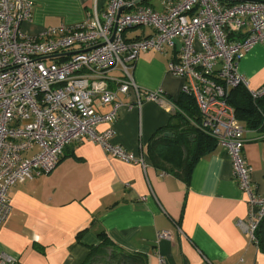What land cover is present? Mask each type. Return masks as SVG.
I'll return each instance as SVG.
<instances>
[{
	"label": "built area",
	"instance_id": "2783aa9c",
	"mask_svg": "<svg viewBox=\"0 0 264 264\" xmlns=\"http://www.w3.org/2000/svg\"><path fill=\"white\" fill-rule=\"evenodd\" d=\"M161 9L137 0H108L100 11L75 23H59L30 33L31 0H0V226L11 211L10 189L50 173L65 146L87 138L124 162L144 163L140 155L114 143L111 127L132 86L139 97L171 105L161 89L139 88L131 74L140 54L165 53L179 42L178 56L167 71L183 78L181 92L193 97L200 128L225 148L232 177L246 196L247 215L237 222L249 243L258 246L256 230L264 217V194L251 182L242 148L245 129L228 103L229 91L245 87L253 99L264 86L248 88L237 69L239 59L264 43V0H160ZM149 32L127 38L126 30ZM122 76L111 85L108 73ZM111 104L110 111L97 108ZM159 230L156 240L169 238ZM160 264H165L158 257ZM0 264H19L0 252Z\"/></svg>",
	"mask_w": 264,
	"mask_h": 264
},
{
	"label": "crops",
	"instance_id": "0c3cea01",
	"mask_svg": "<svg viewBox=\"0 0 264 264\" xmlns=\"http://www.w3.org/2000/svg\"><path fill=\"white\" fill-rule=\"evenodd\" d=\"M32 18L23 28L36 33L43 27L75 23L95 4L102 11L108 0H31ZM147 2L148 0H141ZM155 9H161L149 4ZM134 29V28H133ZM148 28L126 31L138 38ZM165 53L147 51L131 70L141 89H161L171 103L162 107L139 97L130 86L119 93L121 106L112 123L97 131L113 130L112 141L140 155L144 163L110 156L87 138L63 149L48 174L14 185L11 211L0 226V252L19 264H82L89 247L107 237L122 251L139 255L143 264H264V253L249 243L237 225L247 215L246 196L232 177L227 150L216 145L199 158L188 182L152 163L147 145L151 135L171 121L183 78L167 71L178 56L179 42ZM248 88L264 86V43L255 44L238 61ZM122 76L108 73L111 85ZM110 111L111 104L97 108ZM242 155L251 168V182L264 194V133L245 129ZM159 230L169 238L156 240Z\"/></svg>",
	"mask_w": 264,
	"mask_h": 264
},
{
	"label": "trees",
	"instance_id": "16d2710c",
	"mask_svg": "<svg viewBox=\"0 0 264 264\" xmlns=\"http://www.w3.org/2000/svg\"><path fill=\"white\" fill-rule=\"evenodd\" d=\"M227 101L244 128L264 133V95L253 99L245 87L238 85L229 91ZM174 104L176 110L171 121L151 135L147 151L154 166L173 172L188 182L196 161L212 152L217 143L198 128L200 114L192 96L181 93ZM256 237L258 248L264 253V217L256 230ZM110 261L143 264L141 256L122 251L105 236L97 245L89 247L82 264H109Z\"/></svg>",
	"mask_w": 264,
	"mask_h": 264
},
{
	"label": "rangeland",
	"instance_id": "374dc122",
	"mask_svg": "<svg viewBox=\"0 0 264 264\" xmlns=\"http://www.w3.org/2000/svg\"><path fill=\"white\" fill-rule=\"evenodd\" d=\"M159 1L160 0H148V3L147 2H143L144 4H154L156 7H158L159 5ZM153 7V6H152ZM135 30L136 29H142V27H136L134 28ZM133 28L132 29H128L126 31H131V30H134ZM98 264H104L103 262H99ZM109 264H130V263H126V262H121V263H115L114 261H110Z\"/></svg>",
	"mask_w": 264,
	"mask_h": 264
},
{
	"label": "water",
	"instance_id": "95a60500",
	"mask_svg": "<svg viewBox=\"0 0 264 264\" xmlns=\"http://www.w3.org/2000/svg\"><path fill=\"white\" fill-rule=\"evenodd\" d=\"M138 2H141V0H137Z\"/></svg>",
	"mask_w": 264,
	"mask_h": 264
}]
</instances>
